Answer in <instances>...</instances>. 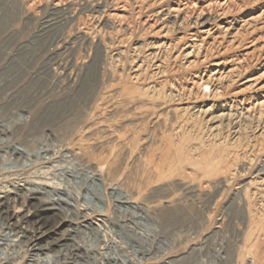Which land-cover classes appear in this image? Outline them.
<instances>
[{
    "label": "rangeland",
    "instance_id": "374dc122",
    "mask_svg": "<svg viewBox=\"0 0 264 264\" xmlns=\"http://www.w3.org/2000/svg\"><path fill=\"white\" fill-rule=\"evenodd\" d=\"M0 264H264V0H0Z\"/></svg>",
    "mask_w": 264,
    "mask_h": 264
},
{
    "label": "bare ground",
    "instance_id": "6f19581e",
    "mask_svg": "<svg viewBox=\"0 0 264 264\" xmlns=\"http://www.w3.org/2000/svg\"><path fill=\"white\" fill-rule=\"evenodd\" d=\"M67 205V204H66ZM50 208H53L52 206ZM54 209V208H53ZM83 216V215H82ZM32 231V230H31ZM40 234V233H39ZM71 239V238H70ZM109 258V257H108ZM132 263V262H131Z\"/></svg>",
    "mask_w": 264,
    "mask_h": 264
}]
</instances>
